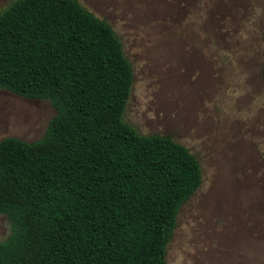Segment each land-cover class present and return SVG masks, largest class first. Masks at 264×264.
I'll return each instance as SVG.
<instances>
[{"label": "trees", "instance_id": "16d2710c", "mask_svg": "<svg viewBox=\"0 0 264 264\" xmlns=\"http://www.w3.org/2000/svg\"><path fill=\"white\" fill-rule=\"evenodd\" d=\"M134 83L117 32L79 0L0 12V89L56 111L40 140L0 141V216L12 226L0 264H168L203 170L171 136L125 120Z\"/></svg>", "mask_w": 264, "mask_h": 264}, {"label": "rangeland", "instance_id": "374dc122", "mask_svg": "<svg viewBox=\"0 0 264 264\" xmlns=\"http://www.w3.org/2000/svg\"><path fill=\"white\" fill-rule=\"evenodd\" d=\"M79 1L115 29L133 66L125 120L201 164L168 264H264V0ZM55 115L49 101L0 89V141L40 140ZM11 233L0 216V242Z\"/></svg>", "mask_w": 264, "mask_h": 264}]
</instances>
